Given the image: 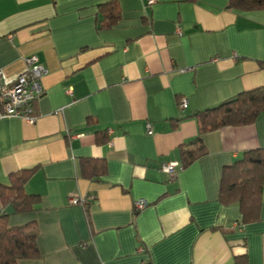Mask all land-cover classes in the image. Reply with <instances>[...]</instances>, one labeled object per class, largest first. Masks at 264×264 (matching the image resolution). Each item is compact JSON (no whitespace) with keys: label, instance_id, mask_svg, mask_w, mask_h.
I'll use <instances>...</instances> for the list:
<instances>
[{"label":"crops","instance_id":"1","mask_svg":"<svg viewBox=\"0 0 264 264\" xmlns=\"http://www.w3.org/2000/svg\"><path fill=\"white\" fill-rule=\"evenodd\" d=\"M111 1L0 0V72L14 79L34 55L48 71L37 121L0 119V185L33 170L27 193L41 199L8 220L37 228L41 257L20 264H264V190L261 220L242 227L239 205L219 200L224 169L264 148V111L205 134L206 154L181 165L197 113L264 87V11L117 0L119 22L99 31ZM85 160L106 173L84 176Z\"/></svg>","mask_w":264,"mask_h":264},{"label":"trees","instance_id":"2","mask_svg":"<svg viewBox=\"0 0 264 264\" xmlns=\"http://www.w3.org/2000/svg\"><path fill=\"white\" fill-rule=\"evenodd\" d=\"M192 3L197 0H188ZM228 8L241 12L264 11V0H228ZM98 30L114 27L121 18L117 0L101 7ZM264 111V87L246 91L220 105L195 115L200 122L197 139L189 147L181 149V165L188 168L206 154L203 145L205 134L224 127L252 125ZM33 170H25L10 177V185H0V264H20L41 257L37 243L35 224L10 227L11 215L26 214L40 209L38 195L27 193ZM84 176L93 177L106 173L105 164L83 161ZM264 148L245 152L241 159L224 169L219 200L224 206L238 204L244 225L259 222L263 206ZM90 202L85 208L88 210ZM235 264H248L247 254L236 257Z\"/></svg>","mask_w":264,"mask_h":264},{"label":"built area","instance_id":"3","mask_svg":"<svg viewBox=\"0 0 264 264\" xmlns=\"http://www.w3.org/2000/svg\"><path fill=\"white\" fill-rule=\"evenodd\" d=\"M153 3V0L149 2V4ZM25 62L27 67L25 73L14 79H9L0 72V119L19 118L31 124L37 121L34 105L44 94L42 80L48 74V71L35 55L26 58ZM69 94H71V91ZM180 107L182 110L187 109L188 102L186 100L181 101ZM147 128L149 134L152 135V127L149 125ZM178 167L180 165L177 163L166 164L162 166V171L173 176ZM90 201L91 199L88 197H73L71 204L85 207ZM146 206L147 202L143 200L135 203L137 210H142ZM140 252L144 253V249H141ZM143 264L149 263L145 262Z\"/></svg>","mask_w":264,"mask_h":264}]
</instances>
